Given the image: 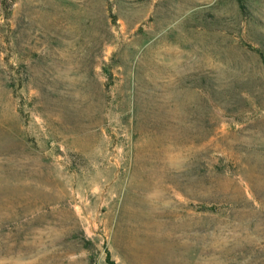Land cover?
Masks as SVG:
<instances>
[{"label":"rangeland","instance_id":"obj_1","mask_svg":"<svg viewBox=\"0 0 264 264\" xmlns=\"http://www.w3.org/2000/svg\"><path fill=\"white\" fill-rule=\"evenodd\" d=\"M244 6L0 0V264H264Z\"/></svg>","mask_w":264,"mask_h":264},{"label":"trees","instance_id":"obj_2","mask_svg":"<svg viewBox=\"0 0 264 264\" xmlns=\"http://www.w3.org/2000/svg\"><path fill=\"white\" fill-rule=\"evenodd\" d=\"M244 1H245V0H238V2L240 3V6H241L242 8L245 7V6H244ZM262 59L264 60V56H262ZM108 257H109V254H108ZM108 261H110V264H116L114 260H110L109 258H108Z\"/></svg>","mask_w":264,"mask_h":264}]
</instances>
